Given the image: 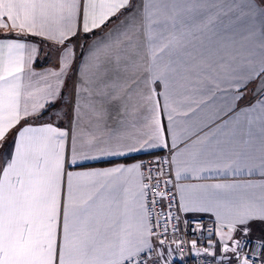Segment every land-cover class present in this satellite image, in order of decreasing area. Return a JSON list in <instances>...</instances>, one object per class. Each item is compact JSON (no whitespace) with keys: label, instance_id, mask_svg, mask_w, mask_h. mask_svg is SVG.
<instances>
[{"label":"snow or ice","instance_id":"snow-or-ice-1","mask_svg":"<svg viewBox=\"0 0 264 264\" xmlns=\"http://www.w3.org/2000/svg\"><path fill=\"white\" fill-rule=\"evenodd\" d=\"M34 38L56 68L34 69ZM153 149L155 169L75 170ZM174 208L214 215L192 227L206 245L176 238ZM256 221L264 0H0V264H174L182 247L264 264Z\"/></svg>","mask_w":264,"mask_h":264},{"label":"crops","instance_id":"crops-1","mask_svg":"<svg viewBox=\"0 0 264 264\" xmlns=\"http://www.w3.org/2000/svg\"><path fill=\"white\" fill-rule=\"evenodd\" d=\"M35 42L40 45V53L38 60L33 65L34 69L36 71H44L46 69H54L57 67L58 58H57V52L54 45H51L47 41H42L40 38H34ZM56 109H49V111H55ZM44 119H47V116L44 117ZM165 125L167 124V121L165 119L164 121ZM64 126V125H61ZM11 140V137L9 138ZM167 152V150H160V149H153L149 151H140L132 153L130 156H139L142 154H152L151 156H148L146 158H140V159H133L129 161H124V158L128 157H109L105 159H96V160H84L82 161V164L80 168L75 170H89V169H97V168H107L111 167L117 164H132L136 162H143V163H152L157 156H159V153ZM247 176H241L237 177V179H248ZM252 179H257L258 177H251ZM228 179H232V177H228ZM185 183H189L192 181H183ZM202 182H216L214 180L212 181H202ZM184 217L186 218H194V219H205L210 221H215V217L212 213H182ZM253 228V238H258L261 235H264V222H253L252 224Z\"/></svg>","mask_w":264,"mask_h":264},{"label":"built area","instance_id":"built-area-1","mask_svg":"<svg viewBox=\"0 0 264 264\" xmlns=\"http://www.w3.org/2000/svg\"><path fill=\"white\" fill-rule=\"evenodd\" d=\"M167 155H168V152L161 154L157 157H162V156H167ZM146 166L149 168H153V169H155V167H156V165L153 162L152 163H146ZM164 179H168V177L166 176V177H164ZM155 191H159V189L154 190L152 195H155ZM169 202L170 201H161L157 205V215H156L157 220L162 218L160 215L159 209L161 207H164L166 210V205ZM173 211L176 212L177 215L180 216V225H179L180 232L176 234V238H184L186 240L197 239L198 243H203L204 245H206L207 238H208L207 231L193 232L192 227L194 226L195 223H200L203 225L204 229H208V228L214 226V222L210 221V220H205V219L186 218L183 216V214L181 212H178V210L176 208H174ZM185 220L188 221V227L187 228L184 227L183 221H185ZM213 239H215V237H213ZM253 241H255V238H253ZM180 252L184 253L183 259H180L179 257H177L174 261V264H206L203 257H197L194 253H191L189 248H187V247H182L180 249Z\"/></svg>","mask_w":264,"mask_h":264},{"label":"trees","instance_id":"trees-1","mask_svg":"<svg viewBox=\"0 0 264 264\" xmlns=\"http://www.w3.org/2000/svg\"><path fill=\"white\" fill-rule=\"evenodd\" d=\"M164 153H166V152L159 153L158 155H161V154H164ZM151 155L150 154H142V155H139V156H128V158H124V161H129V160H133V159H140V158H146V157L151 156Z\"/></svg>","mask_w":264,"mask_h":264}]
</instances>
